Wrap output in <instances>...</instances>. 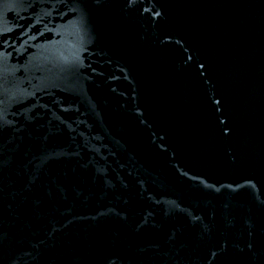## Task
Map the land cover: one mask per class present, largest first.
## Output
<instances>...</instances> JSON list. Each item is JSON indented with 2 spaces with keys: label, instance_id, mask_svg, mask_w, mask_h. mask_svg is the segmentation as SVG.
I'll return each instance as SVG.
<instances>
[{
  "label": "water",
  "instance_id": "95a60500",
  "mask_svg": "<svg viewBox=\"0 0 264 264\" xmlns=\"http://www.w3.org/2000/svg\"><path fill=\"white\" fill-rule=\"evenodd\" d=\"M0 264H264V0H0Z\"/></svg>",
  "mask_w": 264,
  "mask_h": 264
}]
</instances>
